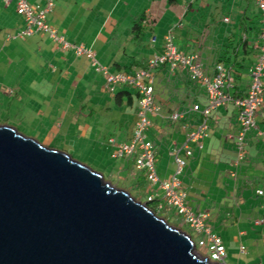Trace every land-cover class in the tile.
Here are the masks:
<instances>
[{"label": "crops", "instance_id": "0c3cea01", "mask_svg": "<svg viewBox=\"0 0 264 264\" xmlns=\"http://www.w3.org/2000/svg\"><path fill=\"white\" fill-rule=\"evenodd\" d=\"M44 1L28 0L32 5ZM46 22L69 42L91 47L113 72L145 69L171 34L177 50L200 54L206 74L212 75L217 63L230 67L233 82L227 92L234 97L248 91L256 61L252 45L262 25L253 0H55ZM24 25L15 0H0V125L18 131L27 125L28 137L37 140L41 133L43 145L82 153L95 165L133 175L136 188L149 191L133 159L112 157L109 142L132 136L135 89L121 86L111 92L84 56L63 49L48 33L18 36ZM151 75L158 110L150 116L148 136L158 176L171 177L173 149L183 154L187 133L206 119V135L201 146L189 144L192 156L181 174L188 204L207 214V224L225 244V264H264V195L257 193L264 190V106L245 136V158L237 163V107L229 102L205 118L192 110L193 104H207L205 90L184 70L165 63ZM174 113L180 114L176 121L170 119ZM154 189L161 196L162 190Z\"/></svg>", "mask_w": 264, "mask_h": 264}, {"label": "water", "instance_id": "95a60500", "mask_svg": "<svg viewBox=\"0 0 264 264\" xmlns=\"http://www.w3.org/2000/svg\"><path fill=\"white\" fill-rule=\"evenodd\" d=\"M0 264H223L68 153L0 125Z\"/></svg>", "mask_w": 264, "mask_h": 264}, {"label": "built area", "instance_id": "2783aa9c", "mask_svg": "<svg viewBox=\"0 0 264 264\" xmlns=\"http://www.w3.org/2000/svg\"><path fill=\"white\" fill-rule=\"evenodd\" d=\"M9 3L11 0H4ZM260 11L261 27L258 38L252 47L256 51V61L250 69V81L248 91L243 97H234L227 92L232 87L233 77L231 70L224 64L217 63L215 72L212 75L205 73L200 54L198 52L184 53L178 51L173 44L171 34L165 37L163 52L151 57L145 69L134 72L110 71L106 65L101 64L96 58L91 47L83 44L69 42L57 30L46 22L47 15L53 10L55 0H45L43 5H32L28 0H15L16 11L24 19V28L18 30L16 34L27 37L36 32L43 31L57 42L63 49H73L76 55L84 56L91 64L93 70L100 73L111 92L121 86H131L137 94V118L130 140L115 143L111 138L109 142L114 144L111 156L124 159L132 158L137 171L144 174L150 187L146 193L145 202H155L156 211L169 214L174 211L181 217V221L189 226L191 232L197 237L194 242V250L201 257H206L210 262L225 263L226 247L220 236L213 233L211 227L206 222L207 214L201 211H194L188 204L187 191L185 190L181 174L187 164V158L192 156L190 143L201 146L200 142L206 135L207 121L204 119L196 125L195 129L187 133V138L183 144V154L180 149L174 148L172 156L175 162V170L169 179H162L158 176L155 166V147L153 141L148 136L151 125L150 116L158 110L155 105V89L153 85L151 70L161 64L167 63L171 69L184 70L192 82L199 83L205 90L207 104L200 107L193 104L192 110L199 112L205 118L210 112L227 103H232L238 109L237 120L239 129L234 138L236 147V161L245 158V136L256 127L255 114L257 109L264 106V0H253ZM228 21V18H224ZM155 40V37H152ZM180 114L174 113L170 116L172 121L178 120ZM154 187L161 189V196ZM259 195H264V190H257ZM159 196V197H158ZM158 198V200H156ZM257 221L256 223H258ZM245 250L240 246V251Z\"/></svg>", "mask_w": 264, "mask_h": 264}, {"label": "rangeland", "instance_id": "374dc122", "mask_svg": "<svg viewBox=\"0 0 264 264\" xmlns=\"http://www.w3.org/2000/svg\"><path fill=\"white\" fill-rule=\"evenodd\" d=\"M22 128L24 129V131H19V132L26 135V136H29V135H27V133L29 131V128L27 127V125H25V126L23 125ZM25 132H27V133H25ZM39 132H41V131H39ZM38 137H39V139H37V140L41 144H43V140H42L43 135L41 133H38ZM69 155L72 158H74L75 160L80 161V162L86 164L87 166L91 167L92 169L100 172L103 175V178L105 181L111 182L112 185H114L115 187H117L119 189H125L137 200L145 202L146 196H147L146 191H141V190H138L136 188V186L134 185V181H133V175L128 176L125 172L119 174L116 171L112 172V170H110V168H106L102 165H95L94 163H92L90 161H86V159H85V157H83L84 155L82 153H78V152L71 153V152H69ZM151 205H152V207L154 206V204H151ZM160 215L166 216L168 218L166 220L169 223H171L172 225L177 226V227L181 228L182 230H185L186 232L193 234L191 232L189 226L186 225L185 223H183L181 221L182 220L181 217L176 215L174 211L170 212L169 214H165L164 212H161ZM193 238L195 240L197 239V237L194 236V234H193ZM195 252L198 254L197 251H195Z\"/></svg>", "mask_w": 264, "mask_h": 264}, {"label": "clouds", "instance_id": "9594fccd", "mask_svg": "<svg viewBox=\"0 0 264 264\" xmlns=\"http://www.w3.org/2000/svg\"><path fill=\"white\" fill-rule=\"evenodd\" d=\"M175 46V45H174ZM176 48V47H175ZM179 51V50H178ZM163 52V51H162ZM185 53V52H184ZM201 58V57H200ZM202 62V61H201ZM203 66V65H202ZM204 69V68H203ZM190 80V79H189ZM192 82V81H191ZM196 83V82H195ZM146 193H147V191H146ZM158 199V198H157ZM141 202H143V201H141ZM143 203H145V202H143ZM146 204V203H145ZM147 205V204H146ZM151 209V208H150ZM153 210V209H152ZM154 211V210H153ZM155 212V211H154ZM156 213V212H155ZM157 214V213H156ZM160 214V213H159ZM158 215V214H157ZM158 216H160V215H158ZM160 217H162V218H164L165 220L166 219H168L166 216H160ZM167 221V220H166ZM168 222V221H167ZM169 223V222H168ZM169 224H171V223H169ZM172 225V224H171ZM177 227V226H176ZM181 229V228H180ZM183 231H185V230H183ZM186 232V231H185ZM188 235H190V237H191V233H188V232H186ZM192 238V237H191ZM195 249V248H194ZM225 264V263H224Z\"/></svg>", "mask_w": 264, "mask_h": 264}, {"label": "trees", "instance_id": "16d2710c", "mask_svg": "<svg viewBox=\"0 0 264 264\" xmlns=\"http://www.w3.org/2000/svg\"><path fill=\"white\" fill-rule=\"evenodd\" d=\"M136 26V25H135ZM229 70H231V68L229 67L228 68ZM156 200H158V199H156ZM146 204H147V206L149 207V208H151V209H153L158 215H160L157 211H156V205H155V202H145ZM151 204H154V206L152 207V205ZM161 216V215H160Z\"/></svg>", "mask_w": 264, "mask_h": 264}]
</instances>
